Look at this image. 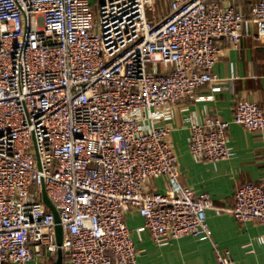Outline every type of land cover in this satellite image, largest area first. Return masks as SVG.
Here are the masks:
<instances>
[{"label":"built area","instance_id":"built-area-1","mask_svg":"<svg viewBox=\"0 0 264 264\" xmlns=\"http://www.w3.org/2000/svg\"><path fill=\"white\" fill-rule=\"evenodd\" d=\"M159 1L0 0V264L55 256L59 246L72 264H140L131 209L144 217L136 231L159 245L210 239L209 208L259 222L255 240L264 243V179L216 207L208 191L181 183L168 139L174 104L207 83L221 89L214 65L223 41L238 46L249 21L264 37V0L249 17L236 0H166L167 10ZM232 121L264 130V109L239 99ZM230 123L191 122L192 155L231 157ZM43 190L59 213L61 245ZM215 249L217 264H233L228 248Z\"/></svg>","mask_w":264,"mask_h":264},{"label":"crops","instance_id":"crops-1","mask_svg":"<svg viewBox=\"0 0 264 264\" xmlns=\"http://www.w3.org/2000/svg\"><path fill=\"white\" fill-rule=\"evenodd\" d=\"M236 1V7L249 17L254 0ZM248 24L238 46L222 43L214 65L221 89L212 91V83L199 87L193 97L174 104L169 122L168 139L179 153L181 183L197 192L208 191L216 207H231L239 185L264 179V130H250L232 121L239 99L255 101L264 109V37L257 35L253 21ZM211 93L212 98H196ZM215 117L231 120L227 132L234 154L216 162L198 160L189 149L190 124L193 121L204 123ZM156 182L163 187L162 178ZM207 221L212 229L210 239L189 234L159 245L149 230L140 234L136 231L144 223L143 216L134 209L126 214L140 264H217L216 245L230 250L233 264H264V243L255 240L256 234L263 231L259 222L240 221L230 211L218 208L207 210ZM53 258L56 264L57 254L49 256L45 252L25 264H52ZM63 264L72 262L69 257H63Z\"/></svg>","mask_w":264,"mask_h":264},{"label":"water","instance_id":"water-1","mask_svg":"<svg viewBox=\"0 0 264 264\" xmlns=\"http://www.w3.org/2000/svg\"><path fill=\"white\" fill-rule=\"evenodd\" d=\"M42 197H43L44 202L48 205V207L54 213L55 221L57 222L56 223V238H57V243L59 245H61L62 244V241H63V226L60 223V217H59L58 210L54 206V203L49 198V196L47 195V193H46L45 190H43ZM56 264H63V250H62L61 246H59L58 247V250H57V260H56Z\"/></svg>","mask_w":264,"mask_h":264},{"label":"rangeland","instance_id":"rangeland-1","mask_svg":"<svg viewBox=\"0 0 264 264\" xmlns=\"http://www.w3.org/2000/svg\"><path fill=\"white\" fill-rule=\"evenodd\" d=\"M166 4H167V1L166 0H160L158 2V4H157L158 9H165V10H167ZM93 12H94V20L96 21L98 19V7H97V5H93ZM147 14L150 17L151 11H149L148 9H147ZM146 66H147V70H150L151 69V63L148 62L146 64Z\"/></svg>","mask_w":264,"mask_h":264},{"label":"trees","instance_id":"trees-1","mask_svg":"<svg viewBox=\"0 0 264 264\" xmlns=\"http://www.w3.org/2000/svg\"><path fill=\"white\" fill-rule=\"evenodd\" d=\"M63 257H64V258H67V257H69V256H68L67 253H65ZM52 264H55V259H54V258L52 259Z\"/></svg>","mask_w":264,"mask_h":264}]
</instances>
